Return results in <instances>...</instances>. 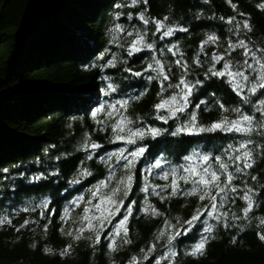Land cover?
I'll list each match as a JSON object with an SVG mask.
<instances>
[{"label": "trees", "instance_id": "trees-1", "mask_svg": "<svg viewBox=\"0 0 264 264\" xmlns=\"http://www.w3.org/2000/svg\"><path fill=\"white\" fill-rule=\"evenodd\" d=\"M27 2L0 0V220L11 221L0 224V264H130L133 257L140 264H156L157 259L169 252L176 255L160 259V264H264V241L257 235L264 232V225L259 223L264 218V148L253 151V167L234 181L239 188L247 185L255 193L257 207L249 214L250 219L230 218L227 227L223 221H209L214 227L202 254L190 255L200 242L205 226L201 222L169 245L168 236L184 226L183 222L201 202L197 197L161 200L147 195L141 191L144 176L151 185L168 183L160 178L169 170L167 164L152 168L157 160L163 158L176 166L194 151L220 155L228 144L238 145L246 137L221 132L171 135L178 124L187 122L188 115L167 124L155 119L153 106L162 98L158 95L160 83L147 79L155 76L154 72H144L153 63L154 53L145 49L128 54L137 32L147 33L146 42H155L156 49L179 45L183 59L189 64L188 79L192 83L197 79L203 81L190 97L188 109L197 112L199 124L208 126L224 115L236 118L234 111L222 112L217 101L230 110L240 108L259 120L260 114L253 105L264 100V90L255 95L245 91L246 103L227 83L215 77L205 78L204 74L211 67L212 54L222 53L230 41L244 39L250 41V48H264V8L257 6L264 4V0H231V3L229 0H148L147 4L141 0L135 6L132 0H47L42 4L41 15L31 22L25 21ZM140 13L150 21L159 19L168 27L188 31H177L174 36L160 40L161 33L156 32L155 23L145 25L139 19ZM129 14L132 19L128 18ZM229 20L233 22L228 23ZM244 21L250 24L251 31L241 28L237 34V23L242 25ZM117 24L124 32L114 31ZM129 31L133 32L132 36L126 35ZM209 35L219 37L217 44L205 46L206 55L200 56L202 63L193 64L201 42ZM155 56L173 65L170 82L177 83L182 72L174 61L180 57H173L167 51L163 54L156 51ZM227 58L234 63L245 59L240 49ZM109 61H114L115 66H110ZM129 68L144 74L134 76L126 71ZM108 83L117 90L107 94ZM172 92L169 89L163 97ZM136 96L140 99H132L125 111L126 116L136 121L132 126L150 125L167 131L155 138L146 136L135 145L113 143L110 128L101 131L97 124L98 120H106L105 114L100 113L94 119L92 113L102 105ZM201 100L208 102L207 110L204 106L195 109ZM251 139L255 145H264V139L257 133H252ZM85 143H99L103 147L85 149ZM139 146L147 150L136 162L133 191L124 200L125 205L136 201L126 224V239L131 243L117 237L116 249L112 250L104 234L99 244L91 232H85L80 240L69 236L70 230L75 234L80 226L79 217L84 208L83 203L76 207L73 202L81 196L91 199L90 190L106 178L109 163H116L115 157L109 163L100 157L119 148L132 151ZM89 155L92 159L87 158ZM83 169L92 175L81 177ZM126 174L123 168L116 170L117 178ZM41 175L43 178L33 179ZM252 176L256 179L252 180ZM76 180L79 182L73 183ZM113 186L115 181L110 185ZM146 195L148 203L161 215L140 211L145 206ZM161 195L167 196V192ZM45 201L54 210L50 216L47 209L40 207ZM245 206L238 199L221 211L230 210V217L232 213L239 216ZM65 209L69 215L62 220ZM120 218L117 216L113 224ZM25 220L28 225L17 231ZM165 221L176 229L166 228ZM161 231L164 235H160ZM68 245L71 249L65 252ZM152 245L155 250L145 260Z\"/></svg>", "mask_w": 264, "mask_h": 264}, {"label": "snow or ice", "instance_id": "snow-or-ice-1", "mask_svg": "<svg viewBox=\"0 0 264 264\" xmlns=\"http://www.w3.org/2000/svg\"><path fill=\"white\" fill-rule=\"evenodd\" d=\"M141 0H132V6L140 3ZM145 4L148 0H143ZM231 3V0H229ZM260 8H264V4L257 5ZM119 7V6H117ZM235 8L236 5L232 4ZM119 14L117 15V19ZM129 19H132L129 14ZM139 19L143 21L145 25L150 22H154L156 25V32L161 33L160 40H164L167 37H172L177 31L187 32V28L182 27H168L161 20L150 21L146 19L144 13H140ZM167 20V17L164 18ZM229 20L228 23H232ZM251 31L250 24L244 21L242 25L237 23V34L240 29ZM115 32H124L121 25L117 24L114 29ZM128 36H132L133 32L129 31L126 33ZM147 33H136V38L132 41L128 49V54L131 56L135 52H141L145 49L153 51V63L147 65L144 72L152 71L156 75L148 76L147 79L158 80L160 83V99L159 103H156L153 107L156 111L155 119L163 121L165 124L169 120H179L182 115L187 114V122H182L177 125L171 135L177 136L179 134L198 135L201 133L221 132V133H237L242 134L246 139L240 141L238 145L228 144L220 153V155L205 154L202 152H192L190 155L183 157L184 163L172 166L166 160H157L152 168H161L162 164H167L168 169L163 172L161 179L169 181L165 184L151 185L147 183V176H144L145 183L141 187V191L147 195H155L161 200H170L173 197H197L201 202L200 206L197 207L193 215L185 220L184 226L176 229V226L169 224L165 221V227L168 229H176L174 234L168 236L169 245L177 237L187 235L197 222L203 223L205 226L201 234L200 242L190 252V255L202 254L205 248V244L210 239V234L213 231L214 225L209 221L221 222L223 221L224 227L228 226V221L232 220H249V214L253 212L254 208L257 207V201L254 199L255 193L252 188L245 185L244 189L238 187L234 183L238 175H246L247 170L253 167V151L255 149L264 148V145H255L251 139L252 133H257L262 139H264V100H260L258 104L253 105L255 112L260 114V119L256 120L254 115H248L244 113L240 108L228 109L223 103L217 101L219 108L222 112L234 111L237 113L235 119H229L227 115L222 116L219 120L212 122L210 125L205 126L197 122V112H188L191 105L190 97L193 95L194 90L197 86L202 85L203 81L196 80L195 83L190 82L189 76V64L183 59L184 53L180 50L179 45L172 44L166 49H156L155 42L148 43L145 40ZM219 37L216 35H209L203 40L199 46V51L193 58L192 63L200 65L201 55H206L205 46L216 45ZM250 41L244 39H237L235 43L229 42L227 49L222 53H213L211 56V67L208 68L204 74L205 78L215 77L220 79L229 85L231 90L241 96L246 103H248L247 96H244L245 91L249 95H255L258 91L264 90V48H250ZM237 49L242 50V54L245 59L242 62H233L230 57ZM159 51L163 54L165 51L171 53L173 57L179 56L180 58L175 59L174 64L178 67L182 75L180 76L177 83L172 84L170 81L173 76V65L165 63L160 59H157L155 52ZM259 53V55H258ZM110 66H115L114 61H109ZM217 65H220L218 68ZM131 72L132 75L140 77L143 72H132V69H126ZM107 79V78H106ZM172 89L173 92L167 97H163V93ZM117 89L111 84H107L106 92L111 94ZM144 93H141L142 96ZM215 95L214 93L212 94ZM132 99H140V96L129 97L128 99L117 100L108 105H102L93 111L92 116L95 119L100 113H104L106 120H98L97 124L100 125V130L104 131L110 128L113 133L112 142H124L125 144L135 145L137 140H143L146 136H152L155 138L167 131L166 129H160L146 125L143 127H133L132 125L136 121L130 119L125 115V111ZM208 102L201 100L195 105V109H201V106L207 110ZM105 108L107 111L105 112ZM107 121H111L109 124ZM253 146V147H250ZM85 149L96 150L103 147L99 143H85L83 145ZM146 148L139 146L132 151L127 148H119L114 152L101 156L100 160L109 163L115 157L116 163L113 165L109 163V172L105 179L100 180L96 185L93 186L91 191V199L85 200L83 196L77 198L73 203L76 207H79L81 203L84 204L83 214L79 217L80 226L73 231H69L67 234L73 236L74 239L80 240L85 232L94 233L95 243L101 242V235L104 234V238L109 241V248L112 250L116 249V238L121 237L124 243H131L130 240L126 239L128 236V230L126 228L127 221L133 215V206L136 204L135 200L130 201L125 205L124 200L133 191V183L135 182V174L133 169L136 166L137 160L144 155ZM88 159H92L89 155ZM123 162V163H121ZM123 168L126 171V175L117 178L116 170ZM151 174V168L148 170ZM92 173L88 169H83L80 172L81 177L91 176ZM43 178L41 176L34 177V180ZM252 180L256 177L252 176ZM115 181V186L110 187ZM79 181H73L78 183ZM107 189V191H104ZM162 192H167V196L161 195ZM242 193V194H241ZM147 195L145 197V206L140 209L141 212L159 216L161 213L150 203H148ZM123 198H120V197ZM93 199L97 200V203H93ZM245 202V207L240 209L241 215L235 213L229 216L230 210L221 211L225 209L227 205L235 204L237 200ZM40 207L48 210V215L54 213L53 209L49 208L48 202L45 201ZM123 209V213L121 212ZM35 210V209H33ZM44 213H41L43 216ZM69 210L65 209L62 220L68 218ZM120 216L121 218L113 224V220ZM11 223V221L0 220V224ZM28 221L25 220L20 225V229H23L28 225ZM260 225H264V218L259 221ZM112 225L109 229L108 226ZM47 227V225H45ZM107 229V231H106ZM160 235H164L161 231ZM258 238L264 241V232L257 234ZM92 239V237H88ZM71 249V245H68L65 252ZM155 250V246L152 245L148 248L144 259L147 260L148 254ZM141 251H144L141 249ZM175 256V252L166 253L160 259H168V256ZM160 259L156 260V264H160ZM130 264H140V262L133 257Z\"/></svg>", "mask_w": 264, "mask_h": 264}, {"label": "water", "instance_id": "water-1", "mask_svg": "<svg viewBox=\"0 0 264 264\" xmlns=\"http://www.w3.org/2000/svg\"><path fill=\"white\" fill-rule=\"evenodd\" d=\"M47 0H28L25 9V21L31 22L36 20L42 12V4Z\"/></svg>", "mask_w": 264, "mask_h": 264}]
</instances>
